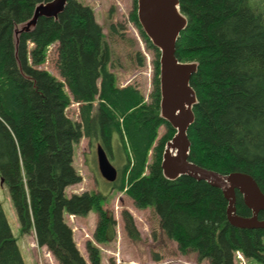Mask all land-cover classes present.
I'll return each mask as SVG.
<instances>
[{"label": "trees", "instance_id": "trees-1", "mask_svg": "<svg viewBox=\"0 0 264 264\" xmlns=\"http://www.w3.org/2000/svg\"><path fill=\"white\" fill-rule=\"evenodd\" d=\"M41 1L49 0H0V179L22 232L33 231L37 246L46 247L59 264H102L99 248L89 240L87 260L82 256L63 213L84 216L95 209L97 243L115 237L114 220L100 209L98 194L66 197L64 191L81 181L72 165L73 145L85 136L100 140L106 151L114 139L125 158L118 188L137 208L154 209L181 254L192 251L198 262L235 264L240 252L264 264V229L231 226L218 188L188 176L173 181L162 176V148L174 130L158 115V51L137 22L136 0L130 21L154 52L148 100L131 83L115 85L102 27L93 9L78 0H67L58 20L40 18L33 32L20 36L15 55L13 25L28 19ZM257 5L256 0H179L187 25L175 55L198 62L190 79L197 102L188 129L189 160L223 174L245 172L264 193V14ZM50 45L56 46L60 78L41 67ZM72 101L80 105L81 122L66 114ZM235 193L236 213L250 216ZM122 218L129 237L138 239L132 215L123 211ZM258 218L264 219V212ZM0 264H24L1 204Z\"/></svg>", "mask_w": 264, "mask_h": 264}, {"label": "rangeland", "instance_id": "rangeland-1", "mask_svg": "<svg viewBox=\"0 0 264 264\" xmlns=\"http://www.w3.org/2000/svg\"><path fill=\"white\" fill-rule=\"evenodd\" d=\"M78 2L93 9L95 21L102 27L105 39L111 48V70L115 75V85L123 86L131 83L148 100L153 88L154 52L148 48L138 28L130 21L133 0H78ZM256 2L257 8L264 14V0H256ZM111 25L115 26V31L111 30ZM55 49V45L48 47L41 67L47 69L56 78H60L55 68L57 56ZM137 53L143 59L142 66L138 65ZM79 106V103L72 101L66 109V114L77 122H81ZM163 131L164 126H161L158 138L162 136ZM97 143H100V140L90 142L83 136L73 145L72 165L81 176V181L67 187L64 193L66 197L83 192L98 194L101 197L100 209L115 222V237L106 243H97L93 240V232L98 220V212L95 209L84 216L68 215L64 212V221L72 229L73 240L82 256L87 260L86 242L89 240L99 248L102 264H208V261L198 262L196 254L192 251L181 254L177 243L169 239L160 228L159 217L154 209L137 208L126 190L118 188L120 180L109 183L100 176L95 155ZM156 145L157 139L152 148ZM106 154L110 163L117 169L119 177V172L125 163L120 142L113 139L112 147L106 150ZM152 154L153 149L149 152L148 163L152 160ZM0 204L24 264H59L46 247L37 246L33 231L22 232L8 189L2 184H0ZM123 211L132 215L138 231V239H132L127 234L122 218ZM235 264L261 263L237 253Z\"/></svg>", "mask_w": 264, "mask_h": 264}, {"label": "water", "instance_id": "water-1", "mask_svg": "<svg viewBox=\"0 0 264 264\" xmlns=\"http://www.w3.org/2000/svg\"><path fill=\"white\" fill-rule=\"evenodd\" d=\"M66 2L67 0L38 2L28 19L13 25L15 55L20 36L33 32L40 18L58 20ZM135 14L142 32L158 51L159 118L174 130L162 148V176L171 181L181 176L205 181L222 192L227 203L226 220L231 226L240 229H264V219L258 218V213L264 212V193L251 175L239 171L223 174L189 160L188 129L194 121L193 107L197 102L190 79L197 71L198 62L179 61L175 55L176 42L187 25V18L180 10L179 0H136ZM96 160L101 177L109 183L114 182L117 169L110 163L100 144L96 146ZM2 183L3 179H0V184ZM236 191L250 210V216L236 213Z\"/></svg>", "mask_w": 264, "mask_h": 264}]
</instances>
